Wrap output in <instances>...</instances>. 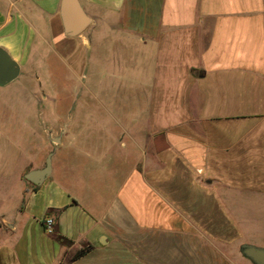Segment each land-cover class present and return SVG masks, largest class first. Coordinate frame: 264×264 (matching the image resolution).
<instances>
[{"label": "crops", "instance_id": "obj_1", "mask_svg": "<svg viewBox=\"0 0 264 264\" xmlns=\"http://www.w3.org/2000/svg\"><path fill=\"white\" fill-rule=\"evenodd\" d=\"M60 2L0 0V47L20 65L0 85V264H253L236 244L255 236L239 202L264 205V0H79L91 21L76 35ZM46 51L92 85L106 65L89 68L90 53L123 66L142 122L100 99L110 120L93 121L97 136L84 126L64 139L66 121L41 138L15 119L35 108ZM37 135L34 163L24 143ZM49 153L51 174L28 180Z\"/></svg>", "mask_w": 264, "mask_h": 264}, {"label": "rangeland", "instance_id": "obj_2", "mask_svg": "<svg viewBox=\"0 0 264 264\" xmlns=\"http://www.w3.org/2000/svg\"><path fill=\"white\" fill-rule=\"evenodd\" d=\"M92 33L96 38V43H100L98 41L99 39H97L98 32L93 30ZM108 35L109 36L106 39L101 40V42H105L106 44H108L115 39V35L110 33H108ZM102 46V48H105V51H108L106 46ZM45 55V61H35V65L38 66L37 74L41 75L40 83L36 82L35 84L33 78L30 79V85L34 86V89L36 90V100L34 102L35 108H30L28 113L23 117L20 116V114L23 112V109H21V107H18V109H13V113H15L16 115H14V118H19L22 121L25 119L31 121L41 138L43 137L45 128H51L52 131H55L57 130V128H60L61 126L63 127L66 121L68 122V124H70V126L68 128L69 135L65 136L64 139H69L70 134H75L80 129H83L84 126V129H87L89 131L91 130L93 135L97 136L98 134H102L101 131H98V126H95L96 124L93 123V121H96L100 118L102 121L105 119L110 120V116L107 115V111L103 113V110L98 104L100 100L103 101L106 106L113 103L115 106V110L119 111V113H122L124 117L122 118L123 122L129 121L131 119L130 113L134 114V119H136L138 122H142L144 115H142L140 109V91L138 87L139 80L137 78L129 79V75L126 74L127 72H125L123 66L120 70H116L113 68V70L110 71L109 65H107L110 62H106L103 64L97 59L96 56L90 53L89 68H93V65H106V69L104 68V66H102L103 70L98 68V74L99 72L103 73L102 75H100L101 77L97 75V82L96 84L92 85L93 80L95 81L93 77H91L92 82L90 78L88 80H83L81 73H78L77 75L76 72H73V70L70 69L72 68L69 65L70 63L58 58L53 51H48V53L46 51ZM101 81H104V83H101ZM105 83L108 84L106 88H103V86H105ZM109 84L110 86L108 87ZM107 88L110 95L106 93ZM101 89L105 91L104 94L100 92L102 96L98 94ZM90 91H93L94 93L96 92L98 95L91 96ZM111 93L113 94L111 95ZM42 94H45L47 96L45 101L40 100ZM97 99L100 100L97 101ZM127 108L129 109L127 110ZM127 111L129 112L128 116H126ZM24 127L27 131V126L25 125ZM109 128L111 129V126H109ZM118 130L121 129L118 128ZM47 132L48 131L46 130V134ZM96 136L94 137V139H96ZM40 142V138L37 135L36 139H32L29 143L27 141L24 143L25 146L30 145V149H28L29 152H34V163L35 160L37 161L38 159V148L42 146ZM39 153H41V151ZM56 154H59V152H56ZM58 175L55 176L58 178ZM238 211L239 219L242 221L245 220L246 222H252L251 219L255 218V236L251 238L244 237L242 239V243H251L260 247H264V231H262L264 229V205H261L258 208L257 205H255V208L253 209L252 205H249V203L246 202L245 199H242V201L239 202ZM253 214L255 217H253ZM239 244L241 243L236 244L237 251ZM238 255L242 257V254H240V252ZM242 258L247 263H251L248 258L244 256Z\"/></svg>", "mask_w": 264, "mask_h": 264}, {"label": "water", "instance_id": "obj_3", "mask_svg": "<svg viewBox=\"0 0 264 264\" xmlns=\"http://www.w3.org/2000/svg\"><path fill=\"white\" fill-rule=\"evenodd\" d=\"M60 13L64 30L69 35L80 33L91 21L79 0H61ZM19 73V63L12 59L5 49L0 47V85L12 81ZM51 156L52 153L47 155L42 168L30 170L25 174V177L37 185L42 183L51 174ZM239 251L253 264H264V247L251 243H241Z\"/></svg>", "mask_w": 264, "mask_h": 264}, {"label": "trees", "instance_id": "obj_4", "mask_svg": "<svg viewBox=\"0 0 264 264\" xmlns=\"http://www.w3.org/2000/svg\"><path fill=\"white\" fill-rule=\"evenodd\" d=\"M55 238L60 241L63 245H68L71 243V241L69 239H67L66 237H64L63 235L59 234V233H54ZM90 245H86L83 246L82 248H79L78 250H76L70 257L71 260L83 255L84 253L87 252V250H89Z\"/></svg>", "mask_w": 264, "mask_h": 264}, {"label": "built area", "instance_id": "obj_5", "mask_svg": "<svg viewBox=\"0 0 264 264\" xmlns=\"http://www.w3.org/2000/svg\"><path fill=\"white\" fill-rule=\"evenodd\" d=\"M52 223H53V219L52 218H46L45 219V228L48 231H52Z\"/></svg>", "mask_w": 264, "mask_h": 264}]
</instances>
